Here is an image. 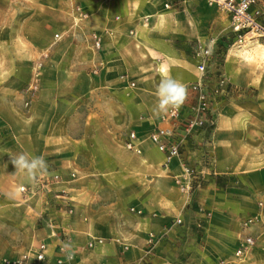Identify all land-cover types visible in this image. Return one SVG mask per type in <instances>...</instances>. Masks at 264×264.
Masks as SVG:
<instances>
[{"label":"crops","instance_id":"0c3cea01","mask_svg":"<svg viewBox=\"0 0 264 264\" xmlns=\"http://www.w3.org/2000/svg\"><path fill=\"white\" fill-rule=\"evenodd\" d=\"M33 1L13 12L9 0H0V131L17 134L25 153L47 163L39 175L50 185L36 193L34 205L21 204L20 222H39L47 214L49 224H31V244H22L10 258L44 243L49 264H144L149 233L167 228L169 239L179 245L159 242L149 255L153 264L213 263L238 247L242 228L232 221L238 217L236 202L215 203L204 187L196 209L199 189L181 190L187 184L185 164L167 160L149 139L157 128L172 126L162 119L164 113L154 112L162 73L190 84L199 77L194 47L214 46V38L203 41V13L212 7L204 0L173 10L162 0ZM77 6L87 14L79 25ZM94 33L101 38L99 50ZM23 50L34 51L43 62L26 117L17 104L29 94L24 88L33 63ZM220 69L245 91L252 83L228 59ZM262 109L263 102L248 92L223 106L211 134L215 173L233 170L246 179L262 175L264 122L257 113ZM131 131L141 140L140 153L124 146ZM8 142L0 145V162L10 159L1 150ZM183 157L188 165L193 153ZM2 174L0 166V182ZM32 181L26 178L24 186ZM25 195L27 201L30 195ZM204 208L211 212L205 229L182 245L173 234L182 228L191 233L196 222H204ZM177 218L183 224L176 225ZM61 231L68 234L64 240ZM66 253L72 257L66 259ZM59 258L64 261L58 263Z\"/></svg>","mask_w":264,"mask_h":264},{"label":"rangeland","instance_id":"374dc122","mask_svg":"<svg viewBox=\"0 0 264 264\" xmlns=\"http://www.w3.org/2000/svg\"><path fill=\"white\" fill-rule=\"evenodd\" d=\"M9 3V9L15 12L24 10L28 3L34 4V1L9 0ZM262 3H264V0ZM209 6L212 7L213 11L203 13L205 33L203 41H206L209 38H214L215 58L220 62H225L228 59V62L233 64L234 69L252 77V83L249 86H246V91L244 93L248 92L249 97L252 99L258 98L263 102V109L261 111L257 110V113L264 122V47L261 45H264V42L262 40H258V38H250L248 35L244 36V33L235 32L232 29L228 15L215 6ZM259 8H264V5L259 6ZM260 20L264 22V17H260ZM195 49L196 46L193 50L194 55ZM22 53L24 57H26V55L29 56L28 59L33 63L31 80L24 88V91H27L31 81L33 80L36 65L39 61H42V59L38 57L34 51L28 52V50H23ZM2 56L3 58L5 57V55ZM216 64L217 63H215L214 67L217 66ZM42 69L40 71H42ZM32 93L35 92L29 90V94L25 93L24 96H21L20 104H17L18 107H20L18 110L25 111L21 113L23 117H26V111L34 103V101H32L33 98L31 97V95H34ZM191 97H193L192 93ZM215 126L216 125L207 126L203 137L190 139L186 144V150L184 153H186V151L193 153L192 162L187 164L191 166L199 176L192 181V190L199 189L196 195V197H198L196 200L198 201L193 202V205L196 209L201 206V196L204 193L201 190L204 187H206L207 192L213 196L215 203L222 204L225 198L236 202L237 206H235V210H237L239 218L233 217L232 221L240 222V227L242 228L241 236H252L255 239V243L253 247L250 248L246 258L244 260L236 261L234 264H264V172L262 175L253 176L251 179L240 178L233 170H225L223 173H219L216 170L215 173V162H212V159L215 158L212 151L213 146L212 144H206L207 141L212 143L211 134ZM0 133V145L1 143H5V141H9L7 146L2 147L1 150H3V153L10 158L9 161L6 160V162H0L3 173L1 175L3 180L0 182V264H4L3 262L5 259H10V256L15 254V250L17 251V249H21V246H23L22 244H25L26 246L31 244L33 232L30 233V231H33L35 228L34 226L32 227L31 224L38 225V227L39 225L47 227L46 225L49 224V222H47L49 219L48 215L44 214V216L41 217V220L44 218L42 221L20 222L23 219L22 216H20L22 212L20 211L21 204L34 205L37 201V192L31 190H21V187L24 186L27 177L24 173L16 171L15 166L12 163L13 158L23 152L25 153V148H22L18 143H16L19 141V136L17 134L14 135L13 133H9L6 129L3 131L4 135L1 131ZM1 153L2 152H0V154ZM181 161H184V157ZM253 166H256V164H250V168H253ZM244 188H246L247 191H244ZM223 190H225L227 194L223 192ZM25 193H29L30 195V198L27 201ZM7 203H13L14 205L8 206ZM200 211L204 213V222H196L190 229L191 233L182 228L173 234L175 235V238L182 243V245L190 242L191 239L194 240L195 235L201 234V232L205 229L206 221L210 219L211 212L206 208ZM206 214L209 215L207 216ZM249 218H253V221L250 222ZM198 223H202L203 228L197 227ZM24 231H27L28 234V240L26 239V243H24ZM168 233L169 228L160 233H156L161 237L156 241L155 247L162 240L173 242L172 246L179 245L175 241H171V239H169L170 233ZM162 235H164V237H162ZM39 236H41L40 233L37 234L36 238ZM60 236L61 240H64L68 234L61 231ZM194 245H196L195 241ZM255 246L256 248H254ZM236 247L225 255L219 257L216 261L225 258H232ZM141 261L144 262V264H153L149 255L146 256V254L143 256ZM216 261L206 264H214ZM174 264L176 263L174 262Z\"/></svg>","mask_w":264,"mask_h":264},{"label":"built area","instance_id":"2783aa9c","mask_svg":"<svg viewBox=\"0 0 264 264\" xmlns=\"http://www.w3.org/2000/svg\"><path fill=\"white\" fill-rule=\"evenodd\" d=\"M191 0H162L163 7L169 10L177 9L186 5ZM207 4L215 6L225 12L232 26L237 33H244V36L250 38H258L264 42V22L260 17H264V8H258L257 5L263 0H204ZM78 12L75 18V25L86 19L87 14L76 7ZM56 39H60L61 35L56 34ZM93 46L96 50L101 48V38L97 34H93ZM203 52V55L198 53ZM195 57L197 60V69L199 77L187 85L189 91L193 94L192 98H186L184 104L179 110L170 109L162 115L163 120L171 122L172 126L168 128H157L154 130L149 139L153 144L165 154L167 160L179 158L182 160L186 150V144L190 139L201 138L204 136L207 126L216 125L217 118L221 113L223 106L236 94H243L245 89L233 83L227 75L220 69L221 62L215 58L214 46L211 44L197 45L195 49ZM217 63L216 67H214ZM43 62L39 61L36 65V71L28 90L35 92L38 87V79L40 77ZM141 140L135 131H131L128 138L124 141V146L131 151L140 153L142 151ZM206 144H212L208 141ZM214 163V159H212ZM185 164V172L187 174V184L181 186V190L190 194L192 181L198 178V174L191 167ZM58 176L55 175L54 179ZM44 176L39 175L38 178L31 182L29 186H22V191L40 192L49 186ZM207 216L209 214H206ZM252 222L253 218H249ZM248 222V223H250ZM176 225L183 224L181 218L175 220ZM197 227L203 228L202 223H198ZM164 235H162L163 237ZM161 236L154 232L149 233L148 246L146 248V256L150 255L155 247V243ZM255 243L252 236L242 237L240 245L234 251L232 258H225L216 261L215 264H234L236 261L244 260ZM62 251L66 252V246L59 244ZM72 256L66 253V259ZM58 263L64 261L59 258ZM4 264H49V255L47 254L46 244H41L35 251H27L15 258L5 259ZM104 264V263H101Z\"/></svg>","mask_w":264,"mask_h":264},{"label":"clouds","instance_id":"9594fccd","mask_svg":"<svg viewBox=\"0 0 264 264\" xmlns=\"http://www.w3.org/2000/svg\"><path fill=\"white\" fill-rule=\"evenodd\" d=\"M198 54L203 55L204 53ZM155 95L157 103L154 112L162 114L167 113L170 109L178 111L187 98L188 88L182 81L162 73ZM12 163L16 171L24 173L27 178L33 181L38 178L39 174L47 170V163L42 157H34L28 153L19 154L13 158Z\"/></svg>","mask_w":264,"mask_h":264},{"label":"bare ground","instance_id":"6f19581e","mask_svg":"<svg viewBox=\"0 0 264 264\" xmlns=\"http://www.w3.org/2000/svg\"><path fill=\"white\" fill-rule=\"evenodd\" d=\"M251 42V41H250ZM260 44V43H259ZM263 47H264V45L263 44H261Z\"/></svg>","mask_w":264,"mask_h":264}]
</instances>
